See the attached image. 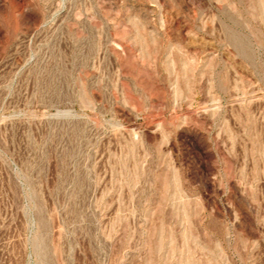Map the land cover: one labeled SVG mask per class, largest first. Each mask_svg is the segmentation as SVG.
<instances>
[{
  "label": "rangeland",
  "instance_id": "374dc122",
  "mask_svg": "<svg viewBox=\"0 0 264 264\" xmlns=\"http://www.w3.org/2000/svg\"><path fill=\"white\" fill-rule=\"evenodd\" d=\"M0 264H264V0H0Z\"/></svg>",
  "mask_w": 264,
  "mask_h": 264
}]
</instances>
